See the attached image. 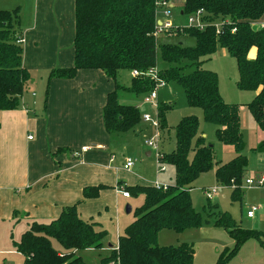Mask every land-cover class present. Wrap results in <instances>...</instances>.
Masks as SVG:
<instances>
[{"label": "trees", "instance_id": "16d2710c", "mask_svg": "<svg viewBox=\"0 0 264 264\" xmlns=\"http://www.w3.org/2000/svg\"><path fill=\"white\" fill-rule=\"evenodd\" d=\"M170 1L75 0L74 64L52 70L50 77L72 79L82 69L102 70L116 83L103 109L105 129L108 134L126 133L141 124L143 114L138 105L121 103L119 91L145 95L155 87V80L145 74L133 75L132 83L124 86L117 82V75L120 70L145 73L157 68L160 54L171 66L159 71V77L166 83L182 86L188 104L203 110L205 121L217 127L219 141L232 146L236 156L227 163L216 162L213 147L204 136H198L199 118L183 117L175 126V147L170 152L161 150L159 157V165L174 167V182L166 188L118 183L125 185L131 196L144 195V202L136 208L133 222L119 236L118 248L100 264H196L192 243L162 246L158 242L159 234L162 230L177 233L197 230L203 225V217L192 202V184L216 166L217 182L232 188L233 201L242 200V183L249 161L243 154L245 139L240 107L224 100L217 73L203 68L218 46L236 60L238 88L257 92L249 109L264 130V28L258 25L264 17V0H185L182 14L203 10L209 25L203 30L174 27L164 34L193 36L194 46L159 43L160 4ZM217 19L223 21L219 32L215 26ZM18 25L17 10H0V111L20 107L32 77L23 65L24 49ZM252 49L256 50L255 58L250 57ZM189 67L194 69L186 73ZM48 87L47 84L46 101ZM172 108L173 103H165L157 110L162 131L171 128L168 114ZM253 151L263 153L264 141ZM106 188L105 185L85 187L84 200L98 198ZM215 224L225 228L234 239L233 248L225 250L217 264H228L250 239L264 247L262 231L243 228L228 213H222ZM107 235L100 223L82 218L78 204H73L64 207L60 216L49 222L33 220L14 245L25 256L24 264H87L79 252L101 249ZM52 239L59 242L63 252L53 245Z\"/></svg>", "mask_w": 264, "mask_h": 264}, {"label": "crops", "instance_id": "0c3cea01", "mask_svg": "<svg viewBox=\"0 0 264 264\" xmlns=\"http://www.w3.org/2000/svg\"><path fill=\"white\" fill-rule=\"evenodd\" d=\"M169 7H175L174 0L169 2ZM0 10L18 11V35L23 39L24 49L23 65L31 74L40 75L39 86L43 89L42 94L24 92L19 108L0 111L2 230L13 232L19 223H23L25 232L33 220L49 222L59 217L64 207L73 204H78L82 218L100 223L102 228L108 221H118L122 218L120 196L125 200L132 197L126 198L118 193V183L123 181L127 185L129 176H141L134 170L135 165L132 171L124 169L126 158L123 163L118 162L115 149L120 146L119 140L123 139V135L108 134L104 126L103 109L107 95L115 90L116 83L99 69L79 70L72 79L50 77L52 70L74 64L75 0H0ZM166 20L164 14L162 19L159 18L161 22ZM263 23L264 17L258 25ZM255 56L256 50L251 58ZM132 78L133 74L130 84ZM141 101L143 99L137 104L140 110L147 105ZM151 128L150 124L141 122L129 132L141 135ZM257 128L259 147L264 141V130L259 125ZM170 141V135L162 132L161 150H173L175 144L171 147ZM152 155V151L147 152V156ZM170 167L173 169V173L170 171L173 180L163 185L174 182L175 169ZM97 185L107 188L101 191L98 198L84 200V188ZM109 190L114 191L116 196L109 198ZM262 210L263 207H259L255 216L249 219H256L261 225L259 214ZM214 245L220 246L217 247L216 258L210 263L217 264L220 253L226 248H233L234 239L230 236L224 244L217 241ZM108 246L112 250L118 248V245ZM228 264H264V247L257 240L250 239Z\"/></svg>", "mask_w": 264, "mask_h": 264}, {"label": "rangeland", "instance_id": "374dc122", "mask_svg": "<svg viewBox=\"0 0 264 264\" xmlns=\"http://www.w3.org/2000/svg\"><path fill=\"white\" fill-rule=\"evenodd\" d=\"M184 0H174L175 7H169L171 16L168 19L174 24L175 27H187L189 26V18L187 15L182 14ZM165 8H163L164 10ZM162 11V10H159ZM163 12V11H162ZM158 14H161V12ZM163 14L158 15V18L162 19ZM216 24H221V20L217 19ZM159 43L181 44L183 46H194L196 39L193 36L187 35H171L166 34L159 35ZM255 49L250 51V57H252ZM171 66L170 63L164 61L160 54L158 56L157 70L161 71ZM203 68L212 70L217 73L219 78L220 93L224 100L228 103L237 104L240 107L241 121L243 126V134L245 139V149L243 154L248 158V166L245 174L244 181L242 183V200L233 201L231 198L232 188L229 186L221 185L217 182L215 169L216 167L207 173H204L197 179L191 190V198L194 208L197 212L201 213L203 217V225L195 229H189L182 233H177L173 230H162L159 234V243L162 246L177 245L184 242L192 243L196 250V261L200 264H212V260L216 258L217 247L220 245H214L215 242L223 243L225 239L230 236L225 231L226 229L215 224L216 219L222 213H228L234 221L242 225L246 229L261 230L264 233V185H258L257 183L248 186L246 180L252 178L254 180L258 177L264 176V153H256L253 148L257 147L260 141L257 132V122L249 109V103L252 102L256 96V91L253 90H241L237 86L239 79V71L237 63L234 57L221 46H218L216 52L204 62ZM194 68L189 67L185 70L186 73L191 72ZM119 82L126 86L131 82L130 70L119 71ZM40 75L32 73L31 80L26 86L25 92H35L36 94H42V87L39 86ZM144 95H137L127 90L119 91V100L123 104H140ZM142 102V101H141ZM158 103L159 106L165 103H173V108L168 114V123L171 128L169 130L161 131L171 137V147L175 144V126L185 116L195 115L200 120V128L198 136H204L207 144L211 145L214 150L215 161L218 163H227L235 157V150L232 146L226 145L219 141L217 138V127L205 121L203 110L198 107H191L185 96V92L181 85L176 82L166 83L165 86L158 89ZM143 104V102H142ZM158 110V108H157ZM142 114L144 112H151L152 116L155 115L156 109L152 105H144L141 108ZM153 128V127H152ZM149 129L147 132H143L141 135L134 132H128L123 135V139L119 140L120 146L115 149L118 162L123 163L125 158H131L135 161L134 170L141 177L129 176L127 181L128 186L151 184L155 185L159 183L163 185L167 181L170 182L172 167L166 165V170H161L157 162V152L151 150L147 145V139L151 137L156 130ZM32 134V133H31ZM117 135V134H115ZM119 135V134H118ZM129 137L128 139H126ZM263 138V137H262ZM167 137L165 136L164 142ZM168 143V145L170 144ZM161 148V146H160ZM168 151V148H165ZM152 151V156H147V152ZM169 167V168H168ZM168 168V169H167ZM170 180V181H169ZM220 189V191L213 195L210 199L207 195V190ZM108 197L116 196L115 192L109 190ZM119 196V195H118ZM121 214L122 218L113 221H108L104 228L108 232V237L105 242V246L101 249L93 250H81L79 255L83 257L87 264H100L101 261L110 256L112 249L108 244H112L114 247L118 245V237L123 233L125 227L135 219V210L141 206L144 202V195L132 196L130 199H124L122 196ZM110 206V199H108ZM209 203L211 207H209ZM132 207V212L127 213V206ZM217 206V207H215ZM257 206L263 210L259 214L261 225H259L256 219L247 218V207ZM214 213V215H213ZM19 225V226H18ZM17 228L11 231H3L0 226V264H24L25 256L19 253L13 244L14 241H19L23 234L22 229L24 224L19 223ZM120 234V235H119ZM53 245L58 250H63V247L58 241L52 239ZM227 250L224 249L222 253ZM220 251V252H221ZM219 252V253H220ZM219 256H221V254ZM220 258V257H219ZM195 261V262H196ZM197 264V263H196Z\"/></svg>", "mask_w": 264, "mask_h": 264}, {"label": "built area", "instance_id": "2783aa9c", "mask_svg": "<svg viewBox=\"0 0 264 264\" xmlns=\"http://www.w3.org/2000/svg\"><path fill=\"white\" fill-rule=\"evenodd\" d=\"M160 8L163 11L164 16L167 18L166 21L161 22L160 25H158V30H157V34H164L166 31L174 28V24L168 19V17L171 16L170 10H169V2H162L160 4ZM163 8H165L163 10ZM189 18V26L187 27H194V28H198V29H205L208 25L209 22L205 19V13L203 12V10H199L194 14H190L187 15ZM223 25V21H221V24H216L215 22V26L217 31L219 32L221 27ZM260 27L264 28V23L259 25ZM23 42V39H20V43ZM132 74L134 76H139V75H147L152 77L155 80V87L149 91L147 94L144 95L143 97V102L149 105H152L155 109H156V113L154 116H152V114L150 113H144L142 115V122L144 123H148L150 124L155 130L156 132L149 137L146 141H147V145L151 150H154L157 152V162L159 165V157L161 154V148H160V142H161V129H160V122L158 119V112H157V108H159V103H158V89L165 86L166 82L159 77V71L157 70V68H151L148 71H146L145 73H143L142 71L139 70H134L132 72ZM135 165V161L131 158H126L125 164H124V169L127 171H132V168ZM159 168H161V170H165L166 169V165H159ZM246 183L248 184V186H251L255 183H257L258 185H264V176L263 177H258V179L254 180L252 178H249L246 180ZM154 186L160 188V187H167V185H161L159 183H156ZM220 191V189H212V190H207V195L209 197V199L217 194ZM117 192L120 193L121 195H123L126 198H130V192L128 190H126L125 185H118L117 186ZM259 207L257 206H250L247 209V217L248 218H253L256 214V212L258 211ZM1 254V252H0ZM112 264V263H110Z\"/></svg>", "mask_w": 264, "mask_h": 264}, {"label": "water", "instance_id": "95a60500", "mask_svg": "<svg viewBox=\"0 0 264 264\" xmlns=\"http://www.w3.org/2000/svg\"><path fill=\"white\" fill-rule=\"evenodd\" d=\"M160 24H161V21H158V25H160ZM127 212L128 213L131 212V206L130 205L127 206Z\"/></svg>", "mask_w": 264, "mask_h": 264}]
</instances>
